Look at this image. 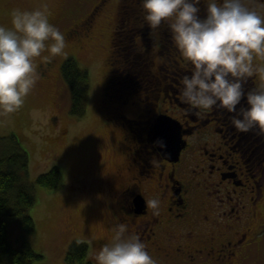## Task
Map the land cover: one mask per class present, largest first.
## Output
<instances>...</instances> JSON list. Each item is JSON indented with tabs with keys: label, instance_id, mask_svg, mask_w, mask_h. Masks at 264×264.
Returning <instances> with one entry per match:
<instances>
[{
	"label": "flooded vegetation",
	"instance_id": "flooded-vegetation-1",
	"mask_svg": "<svg viewBox=\"0 0 264 264\" xmlns=\"http://www.w3.org/2000/svg\"><path fill=\"white\" fill-rule=\"evenodd\" d=\"M201 2L203 16L206 2ZM246 2L264 14L260 0ZM109 4L110 0H98L73 22L63 32L66 44L73 40L85 52L98 32V22L107 17ZM118 4L119 0L115 16ZM153 42L159 43L153 38L148 57L141 52L127 65L128 71L151 75L152 95L141 97L136 116L121 112L119 125H110L126 130L129 136L122 131L126 163L117 172L119 187L112 193L121 222L128 234L139 236L157 264H245L252 253L264 252V224L259 221L264 202V135L258 129L238 132L231 123L233 114L222 109L200 111L182 98L171 97L181 91L184 71L191 74L193 69L178 49L169 54L170 40L161 54ZM40 67L41 63L38 71ZM257 67L244 85L246 92L264 86ZM125 78L138 93L142 91L140 82L134 81L136 76ZM132 100L131 104H137L135 97ZM162 115L181 126L184 144L177 157L163 154L152 135ZM154 197L160 200L158 210L146 205Z\"/></svg>",
	"mask_w": 264,
	"mask_h": 264
},
{
	"label": "rangeland",
	"instance_id": "rangeland-1",
	"mask_svg": "<svg viewBox=\"0 0 264 264\" xmlns=\"http://www.w3.org/2000/svg\"><path fill=\"white\" fill-rule=\"evenodd\" d=\"M97 1L0 0V24L12 26L14 9L31 11L47 5L50 22L63 33L88 13ZM117 1L110 0L107 17L98 22V32L92 42H88L85 52L71 40L66 44V54L45 60L44 56H50L45 50L41 57H37L34 63L39 78L24 106L15 114L0 117L2 148L16 142L14 139L17 138L21 148L29 155L28 183L33 184L40 174L47 173L53 167H58L62 173L61 188H35L36 202L30 214L35 221L36 231L30 240L34 250L43 258L34 264H68L67 252L75 241L86 242L90 247L88 261L81 264H94V253L110 242L113 229L122 223L120 208L113 194L119 187L117 172L126 163L122 131L126 136L128 132L119 127L118 130L113 129L110 125L115 124L107 122L100 111L108 73L105 59L114 28ZM159 49L162 50L158 47L157 51ZM69 58L76 59L90 77L86 112L81 117L71 113L70 90L62 76V65ZM253 62L254 67L258 65L262 79L264 58H256ZM39 63L41 67L38 71ZM135 76V81L150 83V74L139 70ZM142 94L140 91L138 96L142 97ZM171 97L180 99V92L172 93ZM138 104L141 103L127 104L122 110L126 116H136L140 109ZM131 106L135 110L131 111ZM112 107L117 109L116 120L119 107L116 103ZM262 205L259 221L264 224V202ZM21 234L19 223H13L10 230L13 244H20ZM261 246L264 248V241ZM245 264H264V252L252 253Z\"/></svg>",
	"mask_w": 264,
	"mask_h": 264
},
{
	"label": "clouds",
	"instance_id": "clouds-1",
	"mask_svg": "<svg viewBox=\"0 0 264 264\" xmlns=\"http://www.w3.org/2000/svg\"><path fill=\"white\" fill-rule=\"evenodd\" d=\"M144 20L151 29L168 23L172 40L192 66L182 78L180 96L200 111L215 108L231 113L238 132L258 129L264 135V86L245 91L254 74L253 61L264 58V14L246 0H140ZM264 4V0H260ZM11 27L0 24V117L20 111L35 88L39 74L35 59L47 50L51 57L64 55L66 39L50 22L47 5L35 10L14 9ZM246 98V105L242 101ZM239 106V107H238ZM156 143L166 148L164 139ZM158 210L159 198L146 200ZM94 264H157L139 236L128 234L121 223L110 242L93 255Z\"/></svg>",
	"mask_w": 264,
	"mask_h": 264
},
{
	"label": "trees",
	"instance_id": "trees-1",
	"mask_svg": "<svg viewBox=\"0 0 264 264\" xmlns=\"http://www.w3.org/2000/svg\"><path fill=\"white\" fill-rule=\"evenodd\" d=\"M202 2L199 7H201ZM119 10L115 16V23L110 38L108 69L105 78V90L101 99V113L107 122L119 125L120 114L123 107L131 104L133 97L139 101L137 87H132L135 74L139 71L127 70L135 58L150 55L149 44L153 38L159 43H154L162 50L171 46L169 54L176 50L175 44H171L172 35L168 25L162 24L157 29H151L144 20V12L140 0H119ZM168 49V48H167ZM145 50L147 53H143ZM142 52V54H141ZM157 54V52H156ZM182 76L184 73L179 72ZM186 74V73H185ZM62 76L66 81L71 95V113L81 117L86 112V103L90 87V77L87 70L80 67L76 59L69 58L62 65ZM141 79H139L140 81ZM135 81V80H134ZM142 97L152 95L148 83L140 82ZM148 91V92H147ZM138 93V94H137ZM116 103L119 107L115 120ZM132 105V104H131ZM115 120V121H112ZM109 124V123H108ZM3 139L0 138V264H34L43 256L38 254L31 243L30 237L36 231V224L30 214V209L36 202L35 188L57 190L62 187V173L58 167H53L47 173L40 174L33 184L28 183L29 155L19 145L17 138L12 144L2 148ZM7 144V142H5ZM18 222L22 234L15 245L10 239V230L13 223ZM90 247L88 243L75 241L70 245L66 260L68 264L85 263L88 261ZM91 264V263H89Z\"/></svg>",
	"mask_w": 264,
	"mask_h": 264
},
{
	"label": "water",
	"instance_id": "water-1",
	"mask_svg": "<svg viewBox=\"0 0 264 264\" xmlns=\"http://www.w3.org/2000/svg\"><path fill=\"white\" fill-rule=\"evenodd\" d=\"M180 129L179 122L173 118L164 115L158 117L152 135L156 141L162 138L166 142L167 147L164 149L157 144L163 154L173 157L179 156L184 144Z\"/></svg>",
	"mask_w": 264,
	"mask_h": 264
},
{
	"label": "bare ground",
	"instance_id": "bare-ground-1",
	"mask_svg": "<svg viewBox=\"0 0 264 264\" xmlns=\"http://www.w3.org/2000/svg\"><path fill=\"white\" fill-rule=\"evenodd\" d=\"M90 88V87H89ZM256 88V87H255Z\"/></svg>",
	"mask_w": 264,
	"mask_h": 264
}]
</instances>
